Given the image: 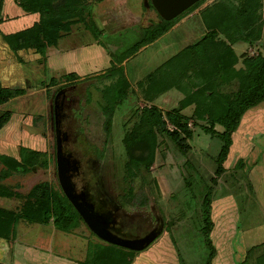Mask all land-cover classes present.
<instances>
[{
  "label": "rangeland",
  "instance_id": "obj_1",
  "mask_svg": "<svg viewBox=\"0 0 264 264\" xmlns=\"http://www.w3.org/2000/svg\"><path fill=\"white\" fill-rule=\"evenodd\" d=\"M221 1L226 0H202L187 14L194 13V18L200 13L207 15L205 6L210 8ZM230 1L239 4L245 0ZM249 1L261 16V36L245 42L241 50L250 56L257 52L264 55V0ZM87 2L92 3L94 23L103 31L101 41L95 40L83 23H73L69 32L75 38L69 36L60 41L67 43L72 39L74 46L71 51L67 50L69 54L64 59L57 52L55 46L59 43H56L47 48L50 51L44 60L39 54L33 57L23 51L20 55L24 60L15 56L17 60L12 61L4 54L7 44L0 35V81L11 87L25 88V93L0 105V113L5 109L11 111L9 120L0 128V153L17 157L19 147L23 146L42 151L49 159L47 166L36 163L26 173L0 178V189L7 187L26 192L34 183L47 180L65 191L85 213L83 221L69 232L56 229L51 222L30 224L18 220L14 224V238L6 239L7 244L1 240L7 250L1 252L2 256L6 255L1 257L4 263L0 264H79L88 246L103 258L102 242L132 246L129 264H183L180 259L185 264H203L206 251L201 233V203L208 190L213 220L210 237L216 248L212 264H235L242 260L250 246L264 239V100L246 110L232 132V143L223 163L225 170L216 177L215 184L211 179L215 176L222 140L203 131L200 125L206 123L203 118L189 120L192 136L187 139L190 147L185 153L179 151L167 135L160 134L148 168L142 162L137 169L132 168L131 175H126L128 159L122 137L137 120L139 108L149 104L137 87V81L168 60L170 57L163 58L175 48L194 43L185 45L183 36L191 37L188 33L197 29L193 22L197 19L178 24L154 44H145L144 49L139 48L137 54L127 57L130 59L126 65L122 64V72L125 76L127 72L130 81L114 109L110 135L106 137L101 110L105 103L102 88L113 77L101 74L111 65L110 54H118L139 40L144 26L156 20L158 12L154 6L149 7L148 0ZM16 4V0L7 1L6 5L0 0V22L18 16L13 7ZM173 37L178 44L166 51L164 46ZM220 39L223 35L218 32L214 40ZM188 42H192L191 38ZM215 50L211 48L206 52L211 60L204 61L199 70L193 58L184 61L178 79L185 83H180L182 87L176 86L179 98L167 96V101L160 98L152 103L160 105L162 110L169 109L178 105L189 92L199 90L207 94L214 90L217 95L233 97L239 85L237 76L231 73L218 82L222 73L206 70L209 63L217 62ZM81 56H89L86 65H83L86 59L82 60ZM180 57L174 61L179 63ZM77 59L83 71L71 79L62 77ZM236 65L243 66L241 61ZM173 68L178 73L176 65ZM51 76L58 81L46 85ZM117 88L112 87L113 95ZM191 104L193 110L194 102ZM210 104L212 111L222 108L214 101ZM193 121L197 124H192ZM214 128L223 129L218 123ZM119 195L126 200V207L119 203ZM18 203L15 197L0 194L1 206L13 208ZM250 228H258V234L251 233ZM250 235L257 236H252L257 242H251ZM9 249L13 250L9 252ZM262 251L264 244L255 246L248 264H254L255 257Z\"/></svg>",
  "mask_w": 264,
  "mask_h": 264
},
{
  "label": "trees",
  "instance_id": "obj_2",
  "mask_svg": "<svg viewBox=\"0 0 264 264\" xmlns=\"http://www.w3.org/2000/svg\"><path fill=\"white\" fill-rule=\"evenodd\" d=\"M200 2L202 0H195L171 18H164L158 13L156 20L144 26L143 35L139 40L118 54H110L111 65L106 70L107 72L101 74L105 77H113L102 88V96L105 103L102 105L101 110L104 115L103 128L106 137L110 135L114 109L123 98L128 84V79L122 72L123 60L137 52L145 44L154 41L180 18L196 8ZM16 3L24 12L37 13L38 19L31 25L15 32L2 33L0 31L2 39L13 52L23 48H32L44 60L47 48L55 45L62 33L69 31L70 25L77 22L83 23L95 40L101 41L99 40L101 31L98 30L91 15L92 3L87 2V0H16ZM221 3L217 5L211 4L213 6L210 8L205 6L207 15L200 13L207 28V31L200 39L191 45L185 46L168 60L155 67L143 79L137 81V87L140 88L142 95L149 104H144L139 108L137 120L134 121L132 127L122 137L128 159L126 162V175H131L132 168L137 169L138 164L142 162L145 168H148L149 163L154 159L158 144L157 136L160 134L167 135L176 148L185 153L190 147L187 139L192 136L189 120L191 118H194V120L203 118L206 121L205 124H200L203 131L222 140V145L216 157L215 176L211 179L212 183L215 184L217 181L216 177L225 170L223 163L232 143V132L239 125L244 112L264 100V55L260 52L251 56L241 53L243 66L235 68L233 65L237 61V56L230 47V44L236 41L251 42L259 39L262 27L261 16L257 14L259 12L256 13V6L249 0L241 1L239 4H234L230 0L221 1ZM148 5L154 8L150 0H148ZM218 32H221L223 39L215 42L214 39ZM211 48L216 49L215 53H218V59L216 64L209 63V67L206 70L214 71V73L219 70L218 74H222L219 77L220 79L217 80L218 82L232 74L237 76L239 85L233 97L228 98L226 94L217 95L214 90H209L208 94L203 90H199L189 92L187 96L179 100L178 105L166 110H162L152 103L155 96L170 86L182 87L180 83L185 82L178 79V74L183 71L184 61L193 58L195 67L199 70L204 61L211 60V56L208 58L206 55V52H209ZM177 57L182 58L179 63L174 61ZM172 61L175 63H173L174 66L171 65ZM175 65L178 73L173 68ZM114 76H116V82L113 81ZM62 77L71 79L77 77V74L69 71L62 74ZM57 81L56 77L51 76L47 80L46 85L55 84ZM112 87H118L115 95H113ZM23 93H25L24 87H11L0 84V105L9 98ZM212 101L222 105V108H217L218 111H212L209 108ZM191 102H194L192 114H183L181 109ZM10 115L11 111L8 109L0 113V128L9 120ZM216 123L220 124L223 129L220 131L215 130L214 125ZM192 124L197 123L193 121ZM48 160V156L44 152L23 146L19 147V155L17 157L0 153V162L2 164L0 178L11 176L14 173H26L36 163L41 166H47ZM262 192L264 197V186ZM2 193L8 197H15L19 203L13 208L0 205L1 238L7 240L14 238V224L18 220L30 224L51 222L56 229L64 232L73 230L83 221L81 212L66 193L47 180L34 183L26 192L6 187L5 190L3 188L0 189V194ZM210 195V190H208L203 196L201 203V233L206 251L203 264H212L216 255V248L210 237L213 227ZM118 197L121 206L126 207L127 202L124 197L122 195ZM263 244L264 239L260 243L250 246L246 251L245 257L235 262V264H248L251 250L255 246ZM98 245L101 246L100 243ZM101 247L104 249L103 258H99L98 253L88 246L86 255L83 260L79 261V264L130 263L132 248L114 242L109 244L102 242ZM180 261L185 264L182 259ZM254 264H264V251L255 257Z\"/></svg>",
  "mask_w": 264,
  "mask_h": 264
},
{
  "label": "crops",
  "instance_id": "obj_3",
  "mask_svg": "<svg viewBox=\"0 0 264 264\" xmlns=\"http://www.w3.org/2000/svg\"><path fill=\"white\" fill-rule=\"evenodd\" d=\"M5 1V5H6V3H7V1H10V0H4ZM14 8H15V10H14V12L18 15V16H16V18L15 19H13V20H6V21H2V22H0V31L2 32V33H11V32H15V30L16 31H18V30H20V29H23V28H25V27H27V26H29V25H31L35 20H37L38 19V14L37 13H28V14H26L21 8H19L18 7V5L16 4V5H14L13 6ZM194 16H195V14L193 13H191V14H186L185 16H183L181 19V21H178V22H176L174 25H172L167 31H165L163 34H161L159 37H157L153 42H151V43H155L156 41H158V39H160L161 37H164L168 32H170V31H172V30H174L177 26H178V24L180 25V23H184V22H187V21H192L193 20V18H194ZM200 16V17H199ZM197 20H193V22H195L196 23V25H197V29L196 30H193L192 31V33H188V31H187V33H188V35L189 36H191V37H187V38H185L184 36H183V40L186 42L185 43V45L186 44H188V43H193V42H196L198 39H200L204 34H205V32L207 31V29H206V26H205V24H204V21H203V19L201 18V15H197L196 17H195ZM194 18V19H195ZM189 26V25H188ZM69 31H71V30H69ZM67 32L68 34H64V35H62L59 39H58V41H57V43H59V45L57 44L55 47L58 49V53L60 52V56H61V58L63 57V59L69 54V51H67V50H70L71 48H73L74 46H73V44L71 43V40L72 39H70L69 41H67V43H62V42H60L63 38H65V37H69V36H73L74 38H75V36L72 34V33H70V32ZM103 32V31H102ZM101 32V33H102ZM83 33V32H82ZM177 37V36H176ZM179 37V36H178ZM189 38H191V41L192 42H188V39ZM89 41H91V40H89ZM88 41V42H89ZM95 42V40H93L92 39V42ZM175 38L173 37V39H168V44H166L164 47H165V50L167 51V50H171L170 48H172V47H174V45L176 44V46H177V41H175ZM150 43V44H151ZM243 44H245V42H243V41H236V42H234V43H231L230 44V47H231V49L233 50V52H234V54L235 55H237V64L241 61V58L239 57V55L242 53V50H241V46H243ZM184 46V45H183ZM183 46H181V47H177V48H175V50L170 54V53H168L167 55H166V57L165 58H163V60H165V59H167L168 57H171V56H173L175 53H177ZM7 47V46H6ZM5 46H4V49H3V51H4V54L6 55V56H8L9 57V59H11L12 61H15V56H18V57H20L21 58V60H24V58H23V56L22 55H20L23 51H25V52H30L31 54H32V56L33 57H35L36 55H37V53H35L34 51H33V49L32 48H26V49H19V50H17L16 52H13L12 50H10L9 48H6ZM49 48V47H48ZM144 49L145 47H141L140 49ZM0 49L2 50V46H0ZM6 49V50H5ZM211 50V49H210ZM49 51H50V49H48L47 50V53H49ZM71 51V50H70ZM140 50H138L137 52H139ZM137 52L135 53V54H137ZM134 54V55H135ZM133 55V56H134ZM228 55H230V54H228ZM13 56V57H12ZM133 56H131V58L133 57ZM37 57V56H36ZM183 57H187V56H183ZM81 59L83 60V59H86V60H83L82 62H83V65H86L85 63H87L89 60V56L87 57V56H81ZM129 59H130V57H129ZM129 59H124L123 60V62H122V64H124V65H126V63H127V61L129 60ZM181 59V58H180ZM17 60V59H16ZM66 60V59H65ZM162 60V61H163ZM161 61V62H162ZM236 62H235V64L233 65L234 67H237L238 68V66L236 65ZM175 63H177V62H175ZM174 63V64H175ZM73 65V67H72V69H70L69 71H73V72H75L77 75H79L80 74V72H82L83 71V69L80 67V63H79V59H77L76 60V62L75 63H73V64H71V66ZM236 65V66H235ZM127 70V69H126ZM126 77H127V72H126ZM127 79H128V77H127ZM128 81H130L129 79H128ZM0 84L1 85H3V86H9V85H6V84H3L1 81H0ZM170 88V87H169ZM169 88H167L166 90H164L163 92H161V93H159L157 96H155V98L153 99L154 101H156V100H158V99H160V98H164V100H166L167 101V96L168 97H170V96H173V99H175V98H179V97H177L179 94H180V91H179V88H177L176 87V89H169ZM166 98V99H165ZM154 101H153V103H154ZM177 101V100H176ZM166 103V102H165ZM156 105V104H155ZM158 107H160L161 108V106L160 105H157ZM175 106V105H174ZM164 108V107H163ZM162 109V108H161ZM167 109V108H166ZM165 109V110H166ZM183 110H186L185 112L186 113H183ZM191 110H192V104L190 103V104H188V105H186L185 107H183L182 109H181V112L183 113V114H185V115H190V112H191ZM228 155V154H227ZM245 230H247V229H245ZM250 231H251V233L252 232H256L255 233V235H257L258 234V232H259V229L258 228H255V229H251L250 228ZM255 235H250V241L252 242H255L256 241V239L255 240H253V238L254 237H252V236H255ZM257 236H255V238H256ZM1 240H5L6 242V244H7V240L6 239H3V238H1L0 237V254H1V252H4V253H6L5 251L7 250V247L5 246L6 244H3L2 242H1ZM257 242V241H256ZM2 243V244H1ZM13 249H9V252H11ZM6 255V254H5ZM5 255H3L2 256V254H1V256H0V263H4V260H1V257H5Z\"/></svg>",
  "mask_w": 264,
  "mask_h": 264
},
{
  "label": "water",
  "instance_id": "obj_4",
  "mask_svg": "<svg viewBox=\"0 0 264 264\" xmlns=\"http://www.w3.org/2000/svg\"><path fill=\"white\" fill-rule=\"evenodd\" d=\"M194 1L195 0H150L152 5L155 7L156 11L164 18H171L172 16H174L175 14H177L178 12H180L181 10L186 8L188 5H190ZM145 4L147 5V3H145ZM66 195L68 196L67 193H66ZM70 200L73 202V200L71 198H70ZM74 205H75V203H74ZM78 210L81 212L82 216L85 217V213L82 210H80L79 208H78ZM114 243H116V242H114ZM128 247L133 248L132 246H128Z\"/></svg>",
  "mask_w": 264,
  "mask_h": 264
}]
</instances>
